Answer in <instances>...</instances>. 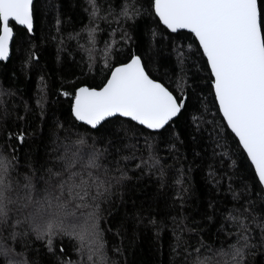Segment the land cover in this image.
<instances>
[{"label": "snow or ice", "instance_id": "obj_1", "mask_svg": "<svg viewBox=\"0 0 264 264\" xmlns=\"http://www.w3.org/2000/svg\"><path fill=\"white\" fill-rule=\"evenodd\" d=\"M79 7L80 26L66 39L84 54L80 73L59 81L57 95L68 103L61 102L60 116L53 112L48 133H41L42 151L29 144L21 153L37 133L27 131L25 116L9 124L16 105L10 110L5 97L15 93L0 88V264H121L123 224L109 226L105 205L131 181L129 172H140L137 180L154 173L165 188L173 166L162 163L161 145L176 153L189 138L197 147L211 143L208 178L217 192L227 181L231 200L210 199L201 220L192 221L197 227H188L189 188L184 170H177L174 264H251L250 257L264 256V0H83ZM141 21L151 39L147 53L132 34L139 40ZM36 23L35 0H0V62L19 56L22 69L39 64ZM65 23L71 21L58 15L57 34ZM181 30L191 43L172 39ZM161 41L175 56L163 74L151 55ZM62 53L75 59L63 36L57 63ZM44 81L42 75L38 129L49 119ZM24 111H32L27 103ZM192 152L201 158L195 147ZM143 211L137 222L157 227L153 210Z\"/></svg>", "mask_w": 264, "mask_h": 264}, {"label": "trees", "instance_id": "obj_2", "mask_svg": "<svg viewBox=\"0 0 264 264\" xmlns=\"http://www.w3.org/2000/svg\"><path fill=\"white\" fill-rule=\"evenodd\" d=\"M83 0H36V31L35 37L39 43V64H33L31 68H21V58L13 56L12 59L5 62H0V88L10 89L15 93L14 97H5L8 102L9 108L13 104L16 105L15 111L9 118V124L15 119L18 114L25 116V126L31 123V127H27L28 132H36V138L26 142L21 153L25 151L30 144L35 150L42 151L41 133L47 134L51 124V116L55 112L56 116H60L61 102L67 106V99L57 95V89L60 87V79L71 80L74 73L79 76L80 70L78 63L84 55L76 49V41H68L66 39L67 33L73 30V27L78 28L80 25L76 21L80 18L81 10L79 5ZM64 20H69L71 23L60 25V33L56 32L55 20L57 16ZM84 22L87 23V15H84ZM101 28H107L103 21L100 22ZM116 25L113 24L112 27ZM139 40H137V32L133 31V39L143 46V51L148 52V46L151 43L150 36L145 35L144 23L138 22ZM148 28L155 27V25L148 24ZM162 29L163 26H160ZM110 30V29H109ZM132 31L131 29H129ZM165 35H168L165 30ZM55 36L56 39H52ZM61 36L65 37L66 47L69 52L73 53L74 60L70 59L66 53H62V61L57 63V44ZM184 37V39H181ZM107 38V31L100 34V44L102 45ZM118 39V37H117ZM177 43L187 45L191 43V38L188 36L186 30H181L179 35H172ZM42 40V43L40 41ZM136 47V43L132 44ZM139 54V53H138ZM153 55L156 66L163 74L165 69L171 71L175 64V56L170 51L169 42L161 41L154 48ZM99 67V65L97 66ZM45 77L44 83L47 85V101L46 108L48 114V121L44 123L39 129L37 125L41 124L39 119L34 118V113L38 114L36 108L37 95L40 90V77ZM84 79L83 77L81 78ZM91 81V77L87 78ZM27 103L32 109L31 112L24 111V105ZM63 119V117H61ZM208 128L209 126H205ZM15 131V129H13ZM210 130V129H209ZM184 140L185 137L181 136ZM203 139L208 141L209 133L205 131ZM3 135L0 134V143H3ZM232 148L236 145L228 141ZM16 146V142H12ZM195 147L196 152H200L201 158H196L192 152ZM178 152L168 153L161 149L158 155L164 157L162 163L165 166L172 165L173 167L168 172V183L165 188H160L159 180L153 173L152 175H145L137 180L136 177L140 176V172H129L132 177L131 181L126 183L122 190L117 191L113 201L109 205H105L104 215L108 217L111 222L122 223L121 236L123 237V247L126 249L121 264H174V257L170 251L173 242V230L176 228V223L173 222V217H179L181 214V202L174 200L176 195V186L173 181L176 179L177 170H184V183L189 188L185 193V202L183 208V215L189 219L186 221L188 227H197L193 224V220H201L199 212L203 211L207 202L210 199H221L230 201V195L224 190L227 181L217 192L216 188L212 185L208 178V164L212 161L209 159L212 151L211 143H201L198 147L192 144L191 139H187L184 145H177ZM206 149V153H205ZM235 158V157H234ZM194 161V162H193ZM219 167V165H217ZM190 169V171H189ZM240 172L236 173L237 178ZM219 179V176H217ZM238 186V185H237ZM159 206V207H157ZM143 209L141 215H146L149 209L153 210V216L157 220V227H152L143 221L137 222L136 213L138 210ZM210 214V213H209ZM200 228H204L203 223L199 224ZM212 232L216 231V226L208 225ZM111 241L114 239L111 235L108 236ZM205 239L208 236L205 235ZM116 242H120V238H115ZM211 242V241H210ZM67 243V241H66ZM67 251L71 252L69 245ZM71 259H77L75 253L70 256ZM251 264H264V256L257 253L255 256L249 258ZM175 264H179V259H176Z\"/></svg>", "mask_w": 264, "mask_h": 264}, {"label": "rangeland", "instance_id": "obj_3", "mask_svg": "<svg viewBox=\"0 0 264 264\" xmlns=\"http://www.w3.org/2000/svg\"><path fill=\"white\" fill-rule=\"evenodd\" d=\"M81 43H83V41H81Z\"/></svg>", "mask_w": 264, "mask_h": 264}, {"label": "water", "instance_id": "obj_4", "mask_svg": "<svg viewBox=\"0 0 264 264\" xmlns=\"http://www.w3.org/2000/svg\"><path fill=\"white\" fill-rule=\"evenodd\" d=\"M35 2H36V0H35Z\"/></svg>", "mask_w": 264, "mask_h": 264}]
</instances>
